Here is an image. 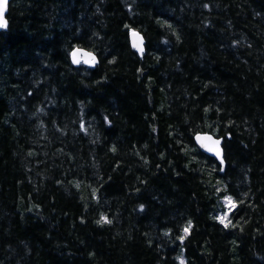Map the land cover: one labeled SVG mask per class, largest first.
<instances>
[{
  "label": "trees",
  "instance_id": "1",
  "mask_svg": "<svg viewBox=\"0 0 264 264\" xmlns=\"http://www.w3.org/2000/svg\"><path fill=\"white\" fill-rule=\"evenodd\" d=\"M8 22L0 264H264V0H13Z\"/></svg>",
  "mask_w": 264,
  "mask_h": 264
},
{
  "label": "water",
  "instance_id": "2",
  "mask_svg": "<svg viewBox=\"0 0 264 264\" xmlns=\"http://www.w3.org/2000/svg\"><path fill=\"white\" fill-rule=\"evenodd\" d=\"M13 0H7V6L4 12V19L6 20V27H0V32H2L5 28H7L8 22V13L10 4ZM135 33V35H134ZM130 42L132 47L139 53V55H143L145 52V37L139 31H133L130 34ZM75 54V55H74ZM72 62L75 65H85L90 68H94L98 63L99 59L93 52L86 50L84 48H76L71 53ZM205 137H210L211 140L204 139ZM195 141L197 146L206 154L215 157L219 160L222 166L226 167V162L224 158V148H223V138L217 137L214 134L209 133H200L196 135ZM213 141H219L218 146L213 144ZM219 152V155L217 154Z\"/></svg>",
  "mask_w": 264,
  "mask_h": 264
},
{
  "label": "rangeland",
  "instance_id": "3",
  "mask_svg": "<svg viewBox=\"0 0 264 264\" xmlns=\"http://www.w3.org/2000/svg\"><path fill=\"white\" fill-rule=\"evenodd\" d=\"M229 198H231V202H229ZM224 209L218 214V219L221 222V217H224V221L221 223H224L225 225L229 224V215L231 211L235 208V203L231 196L227 197L224 201ZM181 264H187L185 259L182 257V255L179 256Z\"/></svg>",
  "mask_w": 264,
  "mask_h": 264
},
{
  "label": "snow or ice",
  "instance_id": "4",
  "mask_svg": "<svg viewBox=\"0 0 264 264\" xmlns=\"http://www.w3.org/2000/svg\"><path fill=\"white\" fill-rule=\"evenodd\" d=\"M6 6H7V0H0V27H6V20L4 19V12H5ZM204 139L211 140L210 137H205ZM213 144L218 146L219 141H213ZM217 154L219 155V152H217ZM229 202H231V198H229ZM224 219H225L224 217H221V222H223ZM101 222H107V218H104V221H101ZM190 226L191 225L189 224V226L184 229L186 234L188 233Z\"/></svg>",
  "mask_w": 264,
  "mask_h": 264
}]
</instances>
